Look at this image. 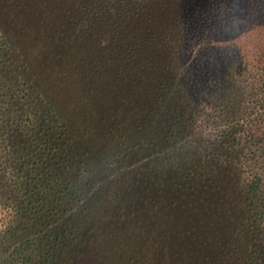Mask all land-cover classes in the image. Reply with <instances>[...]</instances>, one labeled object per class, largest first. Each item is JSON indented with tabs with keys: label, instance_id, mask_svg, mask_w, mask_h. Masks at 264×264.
Wrapping results in <instances>:
<instances>
[{
	"label": "trees",
	"instance_id": "1",
	"mask_svg": "<svg viewBox=\"0 0 264 264\" xmlns=\"http://www.w3.org/2000/svg\"><path fill=\"white\" fill-rule=\"evenodd\" d=\"M0 66L57 189L0 264H264V0H0Z\"/></svg>",
	"mask_w": 264,
	"mask_h": 264
},
{
	"label": "rangeland",
	"instance_id": "2",
	"mask_svg": "<svg viewBox=\"0 0 264 264\" xmlns=\"http://www.w3.org/2000/svg\"><path fill=\"white\" fill-rule=\"evenodd\" d=\"M5 77L1 72L0 66V95L3 97L2 100L4 103H0L1 108V120L0 126L1 128L5 125H10L12 127V132L15 134H19V145L15 146L12 150L13 152L2 153L0 155V174H6L7 179L4 181L9 182L8 188L1 190L0 189V231L4 228L3 216H9L11 214H17L18 218L22 215V212L31 210L30 208L38 207L40 208V203H30V198L25 194L26 188L29 187L23 186L21 182L26 181V175L29 174L31 178L42 176L45 173V169L47 168L48 163V149L46 148V135L41 131V127L39 126L40 121L37 118V115L32 112L31 107L26 103L25 105H13L12 100L8 99L11 95L9 90L8 83H5ZM10 81V80H9ZM13 83V82H12ZM2 131L0 132V134ZM3 134V133H2ZM1 141V138H0ZM3 148V147H0ZM22 148V151H19ZM16 151V152H15ZM37 152L42 156H37L39 158L30 159V157ZM30 156V157H29ZM40 159V161H39ZM6 166L13 167L11 174L6 171ZM40 181V185L34 187L32 191V196L37 200L40 196L46 198H53L52 194H54L55 187L52 188L51 185L46 182V174L37 179ZM53 184V183H52ZM31 195V194H30ZM67 199H61V204L59 205V209L61 210L64 206H66ZM47 204V202H46ZM45 208L46 205L41 206ZM29 214V213H28ZM61 213H58L56 216L51 217V226H54V219H58ZM47 226L41 227L35 225L34 227L26 225L23 227V231H18L15 234L11 235V238L8 241H5L6 238L0 237V245L4 249L6 245L11 243H21L24 242L27 238H33L37 235L36 232L38 230H47ZM2 236V235H1ZM4 236V235H3Z\"/></svg>",
	"mask_w": 264,
	"mask_h": 264
}]
</instances>
